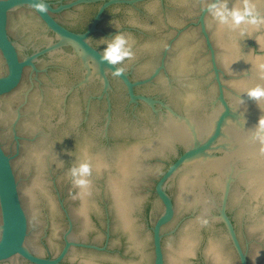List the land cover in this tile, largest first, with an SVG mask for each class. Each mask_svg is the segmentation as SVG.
Instances as JSON below:
<instances>
[{
    "label": "clouds",
    "instance_id": "9594fccd",
    "mask_svg": "<svg viewBox=\"0 0 264 264\" xmlns=\"http://www.w3.org/2000/svg\"><path fill=\"white\" fill-rule=\"evenodd\" d=\"M209 11L222 27L235 29L242 24L255 25L264 22L258 20L255 6L248 3L247 0L243 4H238L232 8H229L226 3L216 2L210 5ZM132 55L133 51L129 38L123 34H115L109 39L107 46L104 48L102 58L109 64L116 65ZM246 95L253 100L264 98V78H260L254 85L250 86ZM256 137L264 143V119L258 121ZM78 171L79 173H87L89 171L88 162L81 163ZM79 183L83 184L84 181L81 180Z\"/></svg>",
    "mask_w": 264,
    "mask_h": 264
}]
</instances>
